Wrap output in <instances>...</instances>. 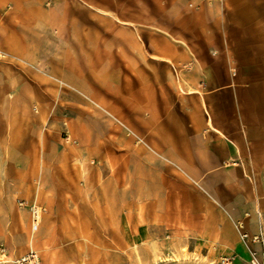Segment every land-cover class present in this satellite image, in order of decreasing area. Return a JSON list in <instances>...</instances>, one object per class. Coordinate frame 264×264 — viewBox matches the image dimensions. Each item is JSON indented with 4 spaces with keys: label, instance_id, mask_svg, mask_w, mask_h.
<instances>
[{
    "label": "rangeland",
    "instance_id": "obj_1",
    "mask_svg": "<svg viewBox=\"0 0 264 264\" xmlns=\"http://www.w3.org/2000/svg\"><path fill=\"white\" fill-rule=\"evenodd\" d=\"M192 7V0H0V244L8 264L29 251L40 264H216L215 248L176 225L174 185L146 202L128 182L144 177V155L159 151L145 139V121L198 120L186 85L194 50L156 56L165 43L191 39L181 28L190 26L183 13ZM24 10L31 16H19ZM127 19L139 24L140 49L127 42ZM133 64L151 81L134 77ZM144 83L152 104L137 111L128 92ZM37 185L45 193L33 225L19 198L33 201Z\"/></svg>",
    "mask_w": 264,
    "mask_h": 264
},
{
    "label": "crops",
    "instance_id": "obj_2",
    "mask_svg": "<svg viewBox=\"0 0 264 264\" xmlns=\"http://www.w3.org/2000/svg\"><path fill=\"white\" fill-rule=\"evenodd\" d=\"M30 1L19 0V5ZM192 4L183 13L190 15L191 24L181 28L191 32L189 44L167 42L156 56L180 59L189 45L194 50L196 65L186 85L196 103L188 112L199 114L198 120L191 126L180 121H145V139L159 151L146 153L144 177L129 175L128 182L146 202L160 201L159 195L174 185L170 192L179 199L173 215L176 225L184 226L209 252L215 248L214 256L235 254L242 263L248 259L247 245L233 220L242 219L249 233L264 228V0H192ZM19 16L31 14L24 10ZM126 22L132 24V41L127 42L134 49L133 32L139 24L132 19ZM147 60L152 62L151 55ZM132 73L139 81H151V74L137 72L135 66ZM142 88L130 87L128 97L135 110L148 111L150 86L144 83ZM165 176L175 177L174 182ZM195 182L209 194L207 199L201 197ZM184 187L192 191L185 200ZM34 188V203L19 201L39 203L45 190L41 185Z\"/></svg>",
    "mask_w": 264,
    "mask_h": 264
},
{
    "label": "built area",
    "instance_id": "obj_3",
    "mask_svg": "<svg viewBox=\"0 0 264 264\" xmlns=\"http://www.w3.org/2000/svg\"><path fill=\"white\" fill-rule=\"evenodd\" d=\"M19 204L24 205L21 201H19ZM29 211L31 213L32 224L37 225L41 219V208L38 210L35 205H30ZM248 216V212L244 213V217ZM235 226L239 232L241 241L247 245L248 259L241 263L238 262L235 254L219 255L216 258V264H264V228H260L255 233H249L245 230L242 219L236 220ZM251 245H258L259 248L255 249ZM7 252L4 244H0V264H8L10 262ZM14 264H40V259L36 252L29 251L14 259Z\"/></svg>",
    "mask_w": 264,
    "mask_h": 264
},
{
    "label": "bare ground",
    "instance_id": "obj_4",
    "mask_svg": "<svg viewBox=\"0 0 264 264\" xmlns=\"http://www.w3.org/2000/svg\"><path fill=\"white\" fill-rule=\"evenodd\" d=\"M39 210V209H38Z\"/></svg>",
    "mask_w": 264,
    "mask_h": 264
}]
</instances>
